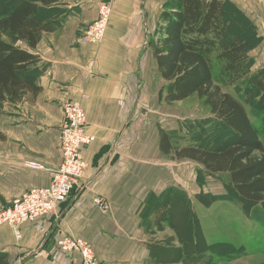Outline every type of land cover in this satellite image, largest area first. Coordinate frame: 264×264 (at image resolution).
Wrapping results in <instances>:
<instances>
[{"label": "crops", "instance_id": "0c3cea01", "mask_svg": "<svg viewBox=\"0 0 264 264\" xmlns=\"http://www.w3.org/2000/svg\"><path fill=\"white\" fill-rule=\"evenodd\" d=\"M102 1L112 6L105 37L95 45L83 43L80 37ZM165 1H58L60 23L52 32H40L34 50L39 92H26L16 104L0 106V205L49 185L47 170L23 164L59 165L64 102L81 103L95 138L83 146L87 167L58 212L25 222L19 239L9 227H0V251L8 254L9 264H82L78 254L56 247L55 239L62 235L88 241L98 264H188L179 258L176 232L152 222V208L173 179L172 156L158 147L155 115L164 102L165 82L148 47ZM148 70L153 78L147 77ZM154 78L161 82L159 89ZM166 115L160 114L163 122ZM97 195L109 202L107 211L93 204Z\"/></svg>", "mask_w": 264, "mask_h": 264}, {"label": "trees", "instance_id": "16d2710c", "mask_svg": "<svg viewBox=\"0 0 264 264\" xmlns=\"http://www.w3.org/2000/svg\"><path fill=\"white\" fill-rule=\"evenodd\" d=\"M58 1L0 2V106L16 104L26 92L32 96L39 92L34 81L39 56L34 50L40 32H52L60 23L63 11ZM228 5L226 0H166L148 47L165 82V101L196 94L213 115L181 125L179 133L190 137L183 145L177 142L182 137L174 138L175 130L159 127L160 151L175 159L198 162L211 173H226L247 215L256 205L264 210V67L251 71L248 51L253 33L246 34L251 24L241 19L246 33L232 34L234 20ZM225 86H234L251 104L258 125L250 120L241 102L223 90ZM3 138L0 131V140ZM172 194V187L167 188L154 204L152 222L156 228L167 224L176 232L183 262L209 264L213 257L231 260L247 254L243 245L208 242L198 218L188 214L187 196L180 193L181 201L188 205L178 212ZM174 210L180 218H173ZM0 264H9L6 252L0 251Z\"/></svg>", "mask_w": 264, "mask_h": 264}, {"label": "rangeland", "instance_id": "374dc122", "mask_svg": "<svg viewBox=\"0 0 264 264\" xmlns=\"http://www.w3.org/2000/svg\"><path fill=\"white\" fill-rule=\"evenodd\" d=\"M230 3L229 13L232 17L233 25L231 33H246L245 27L241 24V19H245L251 24L250 31L253 33L250 38L248 54L251 58V71L264 67V0H226ZM3 4L2 0L0 1ZM151 70L147 71V77H152ZM153 78V77H152ZM154 86L159 89L161 82L153 79ZM165 83L162 85V87ZM223 90L230 93L244 106L248 117L258 125L251 104L245 102L241 93L236 92L234 86H225ZM166 92V91H165ZM156 95V102L159 99ZM158 104L155 115L157 128L161 125L168 127L165 130H175L176 140L179 144H186L189 138L185 133H179L181 125L207 120L213 115L209 107L196 94L179 100L168 102L163 100ZM167 112L166 121L163 122L160 114ZM160 121V122H159ZM257 122V123H256ZM186 126V125H185ZM164 129V128H163ZM177 133V134H176ZM264 134V129H263ZM177 135L179 136L177 138ZM183 135L185 137H183ZM159 137V135H158ZM172 192L173 204L180 212L181 208H187L188 214L192 213L196 218L202 220L208 242L229 241L236 245H243L247 254L231 260L216 259L213 257L209 264H260L264 261V210L261 205L253 206L246 215L239 200L229 186V179L226 173H211L204 169L198 162L188 159H175L172 157ZM180 193L188 198V204L181 201ZM185 194V195H184ZM173 211V218H180V213ZM186 212V211H185ZM200 223V221H199ZM201 226V223H200ZM202 229V226H201ZM203 232V230H202ZM213 260V261H212ZM191 264V263H190Z\"/></svg>", "mask_w": 264, "mask_h": 264}, {"label": "built area", "instance_id": "2783aa9c", "mask_svg": "<svg viewBox=\"0 0 264 264\" xmlns=\"http://www.w3.org/2000/svg\"><path fill=\"white\" fill-rule=\"evenodd\" d=\"M112 6L110 1L100 2L96 17L87 24L80 39L86 44L100 43L106 34ZM63 119L59 130L61 160L56 168L49 169L36 161H25L23 166L33 170H47L50 183L34 187L15 198L9 206L0 205V227H9L16 239L21 237L20 227L29 221L58 212L78 185L87 167L82 155L83 146L94 140L88 131L86 113L81 103L66 101L62 105ZM93 204L102 212L110 208L103 196H95ZM56 247L64 253H76L82 264H98L92 245L83 238L62 235L55 239Z\"/></svg>", "mask_w": 264, "mask_h": 264}, {"label": "bare ground", "instance_id": "6f19581e", "mask_svg": "<svg viewBox=\"0 0 264 264\" xmlns=\"http://www.w3.org/2000/svg\"><path fill=\"white\" fill-rule=\"evenodd\" d=\"M97 258V257H96Z\"/></svg>", "mask_w": 264, "mask_h": 264}]
</instances>
